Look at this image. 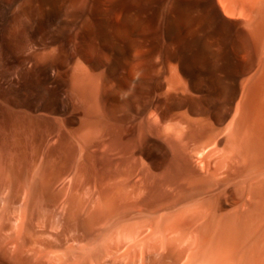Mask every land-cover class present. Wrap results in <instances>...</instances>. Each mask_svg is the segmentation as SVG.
Here are the masks:
<instances>
[{
    "label": "bare ground",
    "instance_id": "bare-ground-1",
    "mask_svg": "<svg viewBox=\"0 0 264 264\" xmlns=\"http://www.w3.org/2000/svg\"><path fill=\"white\" fill-rule=\"evenodd\" d=\"M156 1L158 0H15L19 21L24 27L22 32L28 46L29 64L35 65L37 58L35 50H41L40 57L38 56L42 75L41 89L28 100V112L68 114V125L76 126L78 131H81L84 122L88 123L86 122L88 119L84 121L83 117L89 120L92 117L94 120L98 118L97 116L94 118V115H98L96 113L99 110L106 111L104 114L114 120L113 112L119 105L127 103L129 96L137 91L136 84L145 76V69L141 68L146 66L141 65L133 74L129 72L130 78L127 77L129 81L126 79L127 82H118V79L115 80L118 74L114 75L115 58L112 59L115 65L113 67L112 61L110 62L104 55L106 53L103 52L104 45L96 41L91 47L82 50L76 39L86 37L90 33H104L111 40L119 42L122 37L126 40V37L148 36L151 30L158 33L152 26L153 14H150ZM166 1H161L169 3L168 8L162 13V18L167 24L166 29L162 24L164 21L161 24L166 31L164 32L161 27L163 34L154 33L155 37L152 39L155 42L153 41L154 44L151 45L153 44V47L155 44L165 47L171 43L175 45L173 49L166 51L161 46L164 51V59L162 58L161 62L163 64L162 60H169L175 63V68L172 67L170 71H173L176 77L186 80L187 84H184L191 94L185 95L184 90L176 86L172 88L168 79L166 80L169 83L159 79L154 83L155 90H164V96H171H167L170 102L164 103L162 100L167 97L164 98L162 95L163 99H160L162 97L152 96L151 93H148L147 101H143L144 111H147L146 108H153L157 112L151 115L150 112L154 110H150L148 114L150 121L157 126L163 125L162 128L158 126L161 132L145 134L137 155L141 162L156 167L168 152L169 138L174 139L188 126L187 118L191 117L192 120L195 117V122H198L197 118L208 116L206 111H209L210 119L215 126L217 125L216 129L231 116L229 124L224 123L228 125L225 128L226 133H223L229 136V141H226L228 143L223 144V148L227 146L225 150L229 154L225 153V150L222 154L238 153L244 161L243 172L235 180L223 184L222 191L216 193L218 191L214 189L212 182L216 174H211L210 171L214 169L219 175L218 172L221 171L219 166L224 167L226 161V158L224 160L221 158L224 157L222 155L218 157L219 165L214 164L218 166L216 169L211 163L213 168L211 167L208 174L206 171L208 176L192 182L188 190L180 194L175 201L159 208L125 210L114 214L104 225L103 233L95 237H90L84 227L71 226V231L79 235L76 237L81 235L85 238V243L79 247L83 248L82 251L66 248L64 239L62 238V242L60 240L62 236L50 234L49 228L53 229L55 225L53 217L51 219L53 216L51 210L34 211L26 205L21 210L18 199L20 193L17 196L12 194L6 200L0 195L1 259L7 257L8 246L10 248V245H13L17 249V254L11 256L9 252L10 259L8 257L7 259L9 261L13 259L11 262L16 261L15 264L24 261L26 264L24 258L31 259L37 255L49 258L53 262L51 264H264V0ZM158 5L159 3L156 6ZM161 5L165 8L164 4ZM236 15H242V18L239 16V19H232ZM153 18L157 19V16ZM152 27L154 29H151ZM19 30V26H16L13 32L17 33ZM226 37H230L233 43L227 50L226 59H223L221 44ZM247 38L255 45V52L253 51L255 55L245 60ZM111 55L115 56L113 53ZM139 57H141L139 53L134 54L135 60ZM165 63L164 65L167 64ZM224 66L227 68L225 76L220 75V70ZM205 73L209 77L200 80L199 76ZM112 77L115 78V82L121 83L122 88L109 87L114 84L109 85ZM169 77L170 75L167 78ZM117 87L120 90H115ZM70 90L75 92L77 103L73 104L76 108L72 105L75 96L70 100ZM161 94L158 92L159 96ZM246 98L252 103L250 106L249 102L247 103L248 110L244 105ZM234 103L236 104L233 108ZM70 104L72 108H69ZM241 105L244 106L245 112L241 110ZM73 107L75 110H70ZM115 108L117 109L114 110ZM173 109L179 111L183 109L186 114L182 111L183 116L178 115L179 118L176 120L171 117L170 119L173 118L171 121L167 118V111L173 113L175 111ZM81 117L84 119L81 120L82 127L77 128V121L82 119ZM208 119H203V122ZM90 122L91 124H88L91 127L88 125L85 129L88 127L92 129L95 121L93 124ZM208 122L210 123V120ZM215 128L212 126L211 129ZM223 129L221 131H224ZM216 132L218 131L215 130L213 133ZM218 134L215 136L219 137ZM223 134L215 141L217 145H221L225 140ZM215 136L210 138H217ZM203 143L200 145L205 146ZM199 146L192 151V157L200 158L204 153L201 151L203 147ZM215 149L217 150L214 148L211 151L216 152ZM218 149L220 152L221 148ZM214 152H209L208 155ZM207 157L202 159H205L208 168ZM11 171L10 168L7 169L8 174L13 173ZM178 207L183 209L176 210ZM15 213L17 218L18 214L23 218L17 225L18 230L13 224L12 216ZM187 213L188 218H192L190 214L196 218L193 227H186L183 223L181 225V219ZM33 217L45 224L49 233L46 230V232L43 230V233L37 232L34 230L35 227L29 224L31 222H25ZM44 236H52L55 239L53 242L52 239L46 241L49 237L47 239ZM120 248L123 249L122 252Z\"/></svg>",
    "mask_w": 264,
    "mask_h": 264
},
{
    "label": "rangeland",
    "instance_id": "rangeland-1",
    "mask_svg": "<svg viewBox=\"0 0 264 264\" xmlns=\"http://www.w3.org/2000/svg\"><path fill=\"white\" fill-rule=\"evenodd\" d=\"M1 1L2 0H0V2ZM161 1L166 0L156 1V4H154V8L151 11L152 13L150 12V14H153L151 17L154 20L152 26L156 28L158 33L156 31L152 32L151 30V33L148 34V36L126 37V40H124L125 37H122V39H119V42H122L121 44H119L117 40H111L104 33H90L86 37H78L76 39V42L78 43L77 45L82 50L87 49L89 46L91 47L96 41H99L104 45L103 52L109 53L111 57L106 53L104 55L108 60L110 59V62L112 61V65V59L115 58L114 64L116 63V67L115 65H113V67H115L117 71L114 69V75L118 74V76L115 75L117 77L114 79H118V82H127L125 80L130 78V74H128L129 72L133 74L137 68H141V65L143 67L146 66L145 68H141L146 70H144L145 78L143 77L144 79L142 78V81L138 83L140 85L136 84L135 90L137 89V91L132 93L133 97L130 95L129 98L131 99L128 98L129 101L127 100V103L119 105L122 107L119 108L118 106V109H114H117L116 111L112 110L114 111V115H112L114 120L110 119L111 116L107 117V115L104 114L106 111L104 112L101 109L102 111L99 110V112L97 111L96 113L99 116L94 115V118L96 116L98 117L96 118L97 121L94 118V120H92V117L91 120H89V118L83 116L82 117L85 118V120L82 117V119H78L77 128L82 125L81 120L86 121V119H88L86 122L89 124H91L90 121H92V124L93 121H95L92 129L89 128L91 126L88 123L83 121L84 123L81 131H78L79 129H76V126L68 125V114H64L65 117L63 114L52 115L45 111H38L35 112V114L31 113L32 115L28 112V100L31 96H35L41 89L42 75L40 73L39 59L41 50H35L37 54L35 65L29 64L28 46L26 45L27 43L22 32L24 27L23 24L20 23L19 15L16 11L17 3L15 0H3L1 2L2 4H0V195L6 200L12 194L17 196L20 193L21 195H18V199L20 201L21 210L25 205L30 210L34 211L45 209L51 210L50 213L53 214L51 219L53 217L52 220H55V225L53 224V229L47 226V228H49V230H47L51 235L56 234L62 236L60 237L61 242L64 239L63 243L65 242V247L70 250L73 249L72 251L79 249V247L85 243V238L81 235L80 237H76L79 235L71 231V226H76L77 228L84 227L87 229L90 237H95L101 234V232L103 233V229L105 230L104 225L109 222L111 216L114 214L125 210L138 211L162 207L167 203L175 201L180 194L188 190L190 184L197 182L196 180L199 181L200 178L207 177V174L210 172L211 174H216V178L213 175L214 180L212 182L214 189L218 191L215 192L219 193V191H222L223 184H226L230 180H235L243 172V158L238 153L227 155L229 154L227 150H225V147L227 146L223 148V144L228 143L226 142L227 140L229 141V136L226 134L224 135L223 133H226L225 128L229 124L231 116L227 118L228 120L230 118L229 121L226 119L227 121L225 120L221 123V125H223L228 122L227 125L224 124L226 126L223 125L222 127L221 125H218L219 127L224 128V131H221L222 128H215L217 125L215 126L210 119L209 111H206L208 116L204 117L206 119L209 118L208 121L210 120V123L213 124L212 126L219 132V134H223L222 137H224L225 140L221 145H217L215 142L221 134L219 135L218 132H216L215 134H218L219 137L215 136L213 133L215 130L211 129L212 126L210 123L207 120L203 122L205 120L204 117H200V119L197 118L198 122H195V117L192 120H190L191 117H189L187 118L189 119L187 121V128L184 127L179 135L175 138L173 137L174 139L169 138L170 143H168V152L156 167H153L146 162H141L139 155H137V151L143 142L145 134L147 132L156 134L157 131L159 132L161 130L163 125L158 124V126H161V128H159L148 118V114L151 109L154 110L153 108H146L145 110L147 111L143 110L145 107L142 108V106H144L143 101L148 99V93H151L150 95L152 96L154 95L158 97H162L163 95L164 98L169 96H164V90H161V92L156 89V91L154 83L157 82L158 79L162 81H167L166 79H168L170 85L172 84V88H175L176 86V88L179 87L183 89L185 95L191 94L188 91L187 86L184 84H187L186 80L176 77V74L174 75V72L170 71L175 63L172 61L169 62V60H162L167 63L164 65V62L163 64L161 62L164 53L162 49L165 51L173 49L175 45L171 43L165 47L161 44H155V47H153L155 40L152 38L155 37L156 33H162L161 27L163 29V26L167 25L162 18V13L168 8L169 3H161ZM158 3L159 5L157 7L156 5ZM160 3L164 4L165 8ZM155 8L156 10L153 11ZM155 16H157V19L153 18ZM239 16L240 15H236V17H233L232 19H239ZM240 18H242V15ZM162 21H164V23H162ZM161 23L164 25L162 26ZM16 26H19L20 28L17 33L13 32ZM153 27L151 29H154ZM166 27L167 26H165V29ZM165 29H163L164 32L166 31ZM248 39L249 38L245 39L246 43H248L246 44L248 47L246 53L248 54H244L245 60L249 56L253 58V55H255V45L250 39ZM124 41L128 42L124 43ZM151 43L153 44L151 45ZM232 43L230 37L223 39L221 44L223 59H226L227 50L232 47ZM144 45L145 47H143ZM161 46L166 49L163 47L161 49ZM125 47L129 48L127 49ZM111 53L115 54V56L112 57ZM135 53H139L141 57L135 60ZM246 55L248 56L246 57ZM168 72H171L172 75ZM226 72L227 68L224 66L220 70V75L225 76ZM168 75H170L169 78L171 80H174H169V78H167ZM171 76H173V78ZM207 76L208 74L206 73L203 75L201 74L199 79L204 80L209 77ZM114 79L112 77L109 85L114 84L109 87L114 88L115 86H119L122 88L121 83H118L117 81L115 82ZM112 80L114 81L112 82ZM177 83H180V85ZM183 84L185 85V88ZM120 88L115 90H120ZM115 90L111 89V91ZM158 92L163 94L159 96ZM72 96H75V92L70 90V100H72ZM163 97L160 99H163ZM75 98L76 96L72 100V105L77 103ZM247 98L244 100L245 103H243L248 110V105L250 106L252 103L247 101ZM167 99L169 98L167 97L162 101H164V103L166 101L168 104L170 101ZM235 104L236 103L233 104V108L235 107ZM72 105L70 104L69 108H72ZM242 105V108L240 107L241 110H245ZM74 107L70 110H75L76 107ZM113 108L114 107H112V109ZM173 110H177V112L173 111V113H169L172 111H167V118L170 119L173 117L176 120L180 115L183 116L181 114L182 111H184L183 109H180L181 111H179V109ZM244 110L243 112H245ZM100 112L102 113L100 114ZM154 112L157 113L154 110L150 112L151 115L155 114ZM173 118L170 120L172 121ZM169 119L167 120L169 121ZM199 120H201L202 123H199ZM88 125L89 127L87 130L85 128ZM213 135L217 138L211 139L210 136L212 137ZM205 139L212 141H208V144ZM203 141L205 143H203ZM201 143L205 144L207 147L204 145L201 146ZM197 146H199V148L203 147L201 148V151L204 152L200 158L197 157L199 160L192 157L191 154L194 149L198 148ZM214 148H217V150L215 149L216 152L211 151ZM218 148H221L220 152ZM223 151L227 154L223 155ZM209 152H214V155L211 153V155H208ZM222 155L224 156L221 157L223 160L226 158L225 166H222L224 170L219 166L221 171L219 170L220 173L217 171L219 174L217 175L212 168L215 167L216 169L218 167L214 164L216 163L219 165V163H217L220 162L218 157ZM206 156H208L206 162L208 161V163H210H207L208 168L205 164V159H202ZM227 156L229 158H227ZM214 159L216 161H214ZM8 168H10L13 173L8 174ZM210 169L213 171L211 170L209 172ZM182 209L183 208L181 207L176 208V210ZM19 215L20 214H18V218L16 217L17 213L12 216L13 224L14 226L16 225V230L19 228V226H17L19 225L18 223L23 221L22 216L20 215L19 217ZM187 215L189 216V213L182 217L181 225L183 223L186 227H193L196 218H194V215L192 214H190V217L192 218H188ZM16 219H19V221ZM25 222H31L29 224L34 226L35 228H33L37 232L43 233L46 230L45 224L37 221L34 217L31 218L30 221L26 220ZM56 235L54 236L55 238ZM14 236L16 237V235H13V237ZM44 237L47 239L49 237V240L45 239L46 241L52 239L53 242L55 239L52 238V236ZM76 238L79 239L77 240ZM10 246L12 248H9L8 246V255H16L17 249L13 245ZM79 250L82 251L83 248ZM120 251L122 252L123 249L120 248ZM1 252L2 251L0 250V257ZM7 257L5 258L7 259ZM42 257L43 256L37 255L31 259L29 258L30 260L26 258H24V260H26V264H42L45 262H49L48 264L53 263L49 258ZM5 258H0V264L14 263L11 262L13 259L10 261L7 259V261H4ZM8 258L10 259V257ZM20 264H25V261Z\"/></svg>",
    "mask_w": 264,
    "mask_h": 264
}]
</instances>
